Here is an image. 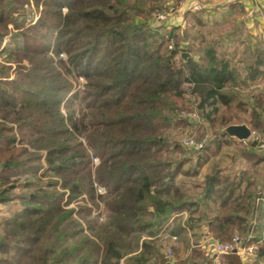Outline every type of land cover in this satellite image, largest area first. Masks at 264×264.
Returning <instances> with one entry per match:
<instances>
[{
    "label": "trees",
    "instance_id": "16d2710c",
    "mask_svg": "<svg viewBox=\"0 0 264 264\" xmlns=\"http://www.w3.org/2000/svg\"><path fill=\"white\" fill-rule=\"evenodd\" d=\"M163 1L0 0V55L11 30H22L23 42L0 62V186L7 185L0 204L10 201L16 171L28 175L24 187L33 190L4 221L0 264L18 258L32 264H167L157 236L181 213L187 224L175 226L171 236L199 229L225 244L238 233L242 247L256 246L255 264H264V179L250 174L264 163L258 143L220 136L196 152L168 134L192 125L189 112L200 114L212 131L248 115L252 132L264 134V102L255 97L250 110L234 106L233 44L197 32L193 44L183 45L177 28L153 30L149 22ZM31 8L38 18L24 26ZM248 50L245 70L261 75L264 50ZM73 76L86 80L80 121L61 113L62 103L78 96L67 99ZM17 135L18 145L35 152L19 148ZM230 144L242 148L238 168L210 166ZM201 173L198 193L188 196L185 184ZM81 197L93 206L102 202L104 224L88 218L87 206L67 208ZM210 205L215 215L206 219L201 208ZM191 258L211 264L203 251L193 250ZM219 263L243 264L232 252Z\"/></svg>",
    "mask_w": 264,
    "mask_h": 264
},
{
    "label": "rangeland",
    "instance_id": "374dc122",
    "mask_svg": "<svg viewBox=\"0 0 264 264\" xmlns=\"http://www.w3.org/2000/svg\"><path fill=\"white\" fill-rule=\"evenodd\" d=\"M132 2V0H130ZM188 0H179V2H175L174 0H164L159 10L156 11L149 22L151 25V28L153 30H159V33L167 32L166 30H172L174 28H177V34L181 36V38H186L184 40L183 45L187 43H192L193 40L198 38L196 35L197 32H200V35L202 38H205L206 40H215L223 44V46L226 44V46L231 44V39L236 36L235 32H230L229 27H219V28H212V27H204L201 28L196 25L191 19L190 16H186L185 13L183 14V19L177 20L179 17L180 9L182 6L187 2ZM184 7V6H183ZM254 7H257V4L254 5ZM260 11H257L258 15L261 14V17L258 18V16H252L250 17V23L254 25V32L250 31L248 32L247 29H245L243 32L239 33L238 36V45L235 44L234 50L228 51V59L230 60L233 68L236 69L237 73V79H236V87L233 88V92L236 95V99L234 100V106L236 104H245V109L250 110L251 105L254 103L255 97H259L264 102V69L262 68L261 75H255L253 77L252 73L247 72L245 70V63L243 59H245L248 55V58H251V55L249 53V48L255 49L260 48L261 50H264V10L261 9V7H258ZM184 9L183 11H185ZM181 15V14H180ZM245 15V20L246 21ZM38 18V14L34 13V10L31 8V11L28 13L27 18L24 22V26H27L29 24H34ZM190 19V20H189ZM182 22V23H181ZM179 26H175V25ZM195 24L197 26V32H192V24ZM240 23V22H239ZM248 24V23H247ZM11 29V28H9ZM22 30H11V34L8 35L4 43L2 45V54L0 55V62L3 61V58L6 54L9 52H17L20 51L23 48V42L22 38L20 36V32ZM200 38V37H199ZM195 42V41H194ZM197 44V43H194ZM182 45V46H183ZM230 48V47H229ZM60 59L64 62H67V57L65 54L60 55ZM13 78V75L10 76V79ZM72 91L67 96V99L71 94H78L77 98L75 100L66 102L64 101L62 103L61 107V113L64 115H67L69 112H72L73 117L80 121L82 114L84 112V108L81 102V94L84 90L86 80L83 77L80 76H73L72 77ZM248 78V79H247ZM66 99V100H67ZM223 113L226 111L221 110ZM235 114V110L233 111ZM188 114H193L194 117L188 118L189 122L192 124L191 126H188L186 128H171L168 131L169 139L170 141H176L181 142L182 148H186L183 143L185 140H193L194 142H207L209 140L216 139L220 137L218 135L219 131H212L208 127L207 124H205L201 118L200 114H197L196 112H189ZM186 114V117L187 115ZM242 122L238 123L237 125H240L242 123H245L248 126V115H242L240 116ZM251 130V127L248 126ZM15 128V127H14ZM252 131V130H251ZM20 135H17V141L16 145L19 146V148L24 147L28 150V152L34 153L35 151L32 149L31 146L28 145H18L17 143L20 142ZM82 140V139H81ZM237 142V141H236ZM251 142L252 144L258 143L259 150L262 156L264 155V148H261V146H264V134L260 132H252L251 138L246 141ZM238 143V142H237ZM243 143V144H245ZM242 149L241 147L237 146L236 144H230L226 147H224L217 158L213 159L210 166L217 165L220 168H223L224 166H229V168H232L233 170L238 168V165L240 164L237 158V155H239V151ZM189 150L190 149H187ZM235 158V160L233 159ZM235 164V167H233V164ZM93 168L98 165V159L93 158L92 160ZM211 168V167H210ZM251 176H257V179L262 180L264 179V163L263 165H259L254 171H250ZM253 174V175H252ZM15 176L12 177L9 181L10 186H14L13 189L10 192V201H8L6 204H0V237L3 236L4 233V221L11 218L14 214L18 213L21 209V199L22 197H26L31 194L32 196V189L25 188L24 185L27 181V174L24 171H16ZM40 175V173H39ZM202 176L203 173L197 178L190 179L188 183L185 184V189L187 191L188 196L194 197L196 193L199 191L198 183L202 182ZM253 176V177H254ZM255 178V177H254ZM44 184H46V180L44 178H39ZM5 186H0V190L6 188ZM60 190V189H59ZM105 190L104 188L100 186H96V194L104 195ZM66 197H64V200L66 202ZM85 197L77 198L70 202V204L67 206V208H71L75 211L79 209V207L87 206L91 209L90 217H88L94 224L100 225L104 224L107 220V211L105 210L104 205L101 201L96 200L97 206H93L91 203L88 202V200L83 199ZM63 200V201H64ZM84 200V202L82 201ZM65 209L66 206H64ZM201 211L205 215L206 219H210L215 215V207L213 205H210V208L207 209L201 208ZM198 215H195V218H197ZM184 219H181L179 222V225L185 226L187 224V216L183 217ZM85 223V222H84ZM86 226V223L85 225ZM85 229V228H84ZM239 237L238 233H236ZM146 236V233L143 234V237ZM167 236V235H166ZM162 236L161 234L158 235V244L160 245L159 253L164 257L165 260H167V264H170V262L177 261L180 256H183V261H187L189 258V250H196L195 248L200 245L201 243L204 244L206 241V238H209L208 235L205 234L202 230L194 229V230H187L185 229L184 233L178 234V239L175 242H172V239H169V236ZM240 239V237H239ZM141 240V238H140ZM140 241L137 242L138 248H139ZM226 244V243H225ZM170 252V254L168 253ZM180 254V256H179ZM8 256H13V253L7 254ZM7 257V256H5ZM255 260V257H250ZM18 261L15 262V264H32L27 258H18ZM196 260V259H195ZM196 262V261H195ZM199 262V261H198ZM197 263V262H196ZM200 263V262H199ZM179 264H186L185 262H180Z\"/></svg>",
    "mask_w": 264,
    "mask_h": 264
},
{
    "label": "crops",
    "instance_id": "0c3cea01",
    "mask_svg": "<svg viewBox=\"0 0 264 264\" xmlns=\"http://www.w3.org/2000/svg\"><path fill=\"white\" fill-rule=\"evenodd\" d=\"M255 4H257V7H254ZM183 6L180 9V12H176L179 13V17L177 18V20L181 21L184 17L183 14L185 13L187 17L190 16V19L194 23H196L198 28L199 27L219 28V27L228 26L229 31L235 32L236 36H238V34L243 32L245 29H247L248 32L250 31L254 32L253 30L254 25L250 23L251 20L250 17L252 16L255 17L258 16V18L261 17V14L258 15L257 11H260V9L258 8L259 6L261 7L262 10H264V0H188ZM184 9H186L185 10L186 12L183 11ZM245 15H247L246 21H244ZM194 23L192 24L193 26L191 30L192 32L194 31L197 32L199 30H197L198 28ZM175 26L176 27L179 26L178 23ZM236 36L231 39V44H233V46H235V44L238 45V38ZM254 177L257 178V176ZM184 216L186 217L187 214L183 213L180 216L178 215L173 216L168 222V224L163 228L161 235L162 236L167 235L169 236V239H172L173 236H171V231L175 226H178L181 219H184L183 218ZM175 234L177 235L176 237L178 238V234L177 233ZM205 234L208 235L209 238H206L204 244L201 243L195 249L199 251H203L206 254H209L210 252H212V248H213L212 246L214 241L209 234L207 233ZM172 242L175 241L172 240ZM192 249L189 250L190 255L187 261H183V256H180V254H179L180 257L177 261L185 262L186 264H199L198 260H194L191 258V253L193 251ZM239 258L242 260L243 264H255L253 258H241V257ZM175 262L176 261L170 262V264H175ZM210 262L211 264H217L218 262H220V257L215 259L212 254Z\"/></svg>",
    "mask_w": 264,
    "mask_h": 264
},
{
    "label": "built area",
    "instance_id": "2783aa9c",
    "mask_svg": "<svg viewBox=\"0 0 264 264\" xmlns=\"http://www.w3.org/2000/svg\"><path fill=\"white\" fill-rule=\"evenodd\" d=\"M176 61H179V56L175 57ZM194 117L193 114H188L187 118H192ZM183 145L187 148L190 149L192 151H201L202 149L205 148L206 146V142L202 141V142H194L193 140H185ZM261 148H264V146H261ZM178 214V216L182 215ZM178 238L176 236L172 237V240L176 241ZM212 252H210L209 256H211L213 254V257L216 259L218 257L227 255L229 253H235L236 255H238L241 258H250V257H256V246L255 245H250L248 247H242L241 246V242L239 237L237 236L236 233H234L232 240L230 243H226V244H221L218 242H213V246H212ZM170 254V252H168ZM217 264H220L219 262Z\"/></svg>",
    "mask_w": 264,
    "mask_h": 264
},
{
    "label": "water",
    "instance_id": "95a60500",
    "mask_svg": "<svg viewBox=\"0 0 264 264\" xmlns=\"http://www.w3.org/2000/svg\"><path fill=\"white\" fill-rule=\"evenodd\" d=\"M181 57L183 60H185L188 57V54L182 53ZM218 135L226 136L229 139L235 140L239 143H245L251 138L252 131L245 123H242L240 125L227 126L226 128H223L222 130H220L218 132Z\"/></svg>",
    "mask_w": 264,
    "mask_h": 264
}]
</instances>
